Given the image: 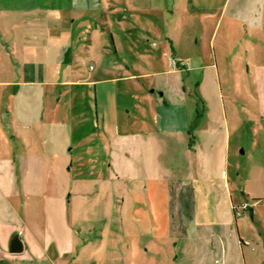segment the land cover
I'll return each mask as SVG.
<instances>
[{
	"label": "crops",
	"instance_id": "crops-1",
	"mask_svg": "<svg viewBox=\"0 0 264 264\" xmlns=\"http://www.w3.org/2000/svg\"><path fill=\"white\" fill-rule=\"evenodd\" d=\"M207 1L208 6L206 0H0V264H80L83 257L88 264H136L152 257V248L138 244L142 232L135 221L148 215L145 229L154 238L162 222L172 264H249V234L237 226L233 212L245 203L231 186L230 148L215 131L200 129L193 99L166 81L157 85L160 98L150 99L152 119L134 120L131 114L126 119L117 106L112 116L103 111L93 131L83 87L141 74L119 75V64L111 67L117 75L106 79L97 76L107 66L88 77L80 73V55H94L98 37L100 47L106 44L108 12L119 26L138 32L145 44L141 52L161 49L178 57L184 36L179 32L199 18L194 12L210 10ZM238 13L249 30L264 28V0H249ZM170 66L162 76L178 73L184 64ZM66 95L71 117L59 109ZM157 136L176 139H168L172 159L160 171L153 148ZM74 165L87 172L85 179L69 178ZM138 168L144 177L134 180ZM97 186L100 195L91 200ZM80 196L102 204L97 215L102 227L93 242L67 222L68 202L78 203ZM125 214L127 227L108 226ZM15 234L24 243L20 254L10 253ZM124 235L133 237L129 245Z\"/></svg>",
	"mask_w": 264,
	"mask_h": 264
},
{
	"label": "rangeland",
	"instance_id": "rangeland-1",
	"mask_svg": "<svg viewBox=\"0 0 264 264\" xmlns=\"http://www.w3.org/2000/svg\"><path fill=\"white\" fill-rule=\"evenodd\" d=\"M210 1L213 4L209 7L210 10L195 9L197 12L194 13L199 18L195 17L198 18L196 22L191 19L186 33L179 32V37L181 34L184 36L179 38L181 53L178 57L173 51L165 54L161 49L154 55L141 52L138 47H144L145 44L138 32L125 23L119 26L116 15L108 12L109 25L103 29L106 44L104 48L100 47L101 40L98 37L95 42L99 46L96 53L80 55V73L83 77H88L89 71L97 73L98 70L104 71V66H107L109 70L97 76L99 80L106 79L117 75L118 71L111 70V67L119 64L122 68L119 75H141L124 82L100 81L93 87H83L87 92L85 101L88 102L89 113L93 118L90 127L97 131V119L100 117L102 120L103 111L107 116H112L117 106L120 107V116L126 119H129L130 114L134 120L139 116L152 119L154 101L150 99H158L163 94L157 85L168 81L175 87H180L194 101V113L202 118L200 129L215 131L221 137L222 145L226 142L230 148L229 172L231 179L235 181L234 185L231 180V186H236L240 191L242 202L245 203L243 205L247 208L242 211L241 216L235 217L237 226L249 234V264H264V28L249 30V22L239 19L241 15L238 12L249 7V0ZM207 2L206 0L208 6L210 2ZM171 62L175 63V67L183 63V70L179 69L178 73L169 74L168 77L162 76V71L172 69ZM152 90L155 91L151 93ZM162 98L163 101L167 100L165 96ZM72 105L68 95L61 98L59 109L62 116L71 117L75 114ZM142 128L144 126L138 127V130ZM168 139L173 142L176 140L173 137L157 136L153 147L156 149L155 158L159 171L170 165L169 160L172 159L167 153L170 151L167 150ZM76 143L74 140L73 145ZM140 173L139 168L134 170L133 179H142L144 176ZM86 174V171L74 165L69 178L83 176L85 179ZM93 179L99 182L100 177ZM142 185L147 187L146 182ZM81 188L85 189V186ZM94 193L91 200L100 195L98 186ZM78 200V203L74 199L72 203L68 202L67 222L69 226L73 225L75 229L82 231L81 238H88L93 242L99 237L102 227L101 219L98 218L102 215V204L88 202L89 199L84 196L78 197ZM91 215H95V218H86ZM129 217V214H125L119 220L116 216L113 220H108V226L112 229L119 228L120 225L127 227L131 222ZM135 219L136 222L139 221L137 224L142 232L138 244L142 245L143 250L149 247L153 250L150 259L145 258L148 254L136 264H172V244L164 242L165 238L161 234L163 227L160 225L162 222L159 221L161 233L154 238L145 229V221L148 219L151 222L150 216L147 219ZM123 238L128 245L133 239L128 235ZM99 259L97 256L96 263ZM87 261L89 260L83 257L80 264H86Z\"/></svg>",
	"mask_w": 264,
	"mask_h": 264
},
{
	"label": "water",
	"instance_id": "water-1",
	"mask_svg": "<svg viewBox=\"0 0 264 264\" xmlns=\"http://www.w3.org/2000/svg\"><path fill=\"white\" fill-rule=\"evenodd\" d=\"M24 251V243L19 234H15L11 239L10 253L20 254Z\"/></svg>",
	"mask_w": 264,
	"mask_h": 264
},
{
	"label": "built area",
	"instance_id": "built-area-1",
	"mask_svg": "<svg viewBox=\"0 0 264 264\" xmlns=\"http://www.w3.org/2000/svg\"><path fill=\"white\" fill-rule=\"evenodd\" d=\"M170 61H171V59H170ZM171 64L174 65L175 63L171 62ZM246 209H247L246 206H243L241 208L240 207H233V212H234L235 217L241 216L243 214L242 211H246Z\"/></svg>",
	"mask_w": 264,
	"mask_h": 264
}]
</instances>
